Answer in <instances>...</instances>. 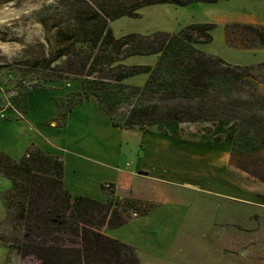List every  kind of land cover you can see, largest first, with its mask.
I'll return each mask as SVG.
<instances>
[{
  "label": "rangeland",
  "instance_id": "rangeland-1",
  "mask_svg": "<svg viewBox=\"0 0 264 264\" xmlns=\"http://www.w3.org/2000/svg\"><path fill=\"white\" fill-rule=\"evenodd\" d=\"M90 1L95 5L103 0ZM82 5V0H0V116L3 119L19 118L11 105L18 87L48 86L50 90L45 93L48 99L80 89L77 82L80 77L72 73L76 69L77 53L58 60L57 48L65 45L64 31L70 16ZM196 23L214 25L211 42L196 46L203 53L241 67L264 63L263 46L255 42L247 48L248 42L238 35L228 40L225 29L226 25L235 23L263 26L264 0L146 6L138 11L137 17L123 16L111 21L109 26L113 35L120 38L127 34H173ZM46 57L56 62L50 69L33 64ZM154 62V57L138 56L121 64L153 65ZM253 74L260 95L256 100L264 104V67ZM145 79V75H139L125 83L142 86ZM40 103L44 105V100ZM126 110L122 107L115 116L122 117ZM257 115V125L264 126V112ZM227 124L218 123L213 128L208 123L181 124L175 128L176 139L162 140L161 163L171 152L172 165L156 172L158 178L154 184L161 191H168V195L162 192L163 196L150 200L136 192L117 194L156 207L147 215L154 244L149 236L143 237L145 233L140 235L143 231L135 230L136 223L131 221L142 217H135L131 211L127 212L131 223L104 229L110 237L138 250L141 264H264V206L253 203L259 201L257 195H264V184L254 176L264 177V146L258 154L243 155L232 161L226 143L214 141ZM208 128L212 134L206 133ZM99 131L105 132V128L100 127ZM112 133V151L119 156L107 164L121 170L132 162L130 169H138L142 148L150 137L131 130ZM168 162L166 165L171 164ZM11 187L10 180L0 174V264H33L31 256L23 258L18 249L26 241L28 214L21 215L22 198L10 193ZM247 205L252 207L248 209ZM139 236L144 245L141 239L137 240Z\"/></svg>",
  "mask_w": 264,
  "mask_h": 264
},
{
  "label": "trees",
  "instance_id": "trees-1",
  "mask_svg": "<svg viewBox=\"0 0 264 264\" xmlns=\"http://www.w3.org/2000/svg\"><path fill=\"white\" fill-rule=\"evenodd\" d=\"M67 24L65 45L57 48L58 60L77 53L73 74L80 89L63 97H53L58 117L86 100H93L114 128L156 133L169 139V131L181 124L229 123L214 141L225 142L233 159L258 154L264 146V126L256 116L264 112L258 104L254 74L264 63L241 67L203 53L197 45L211 42L214 25L196 23L169 34H127L116 38L109 26L123 16L137 17L142 7L171 4L216 3L219 0H103L95 5L82 0ZM226 37L238 35L264 47V25H226ZM249 41H253L250 42ZM154 57L153 65L125 66L131 57ZM49 57L34 61L37 67L51 68ZM56 63V62H55ZM111 72L107 75L106 72ZM145 75L142 86L125 82ZM53 82V81H51ZM11 105L23 118L28 96L47 93L48 86L18 87ZM126 107L117 118L116 112ZM212 134V129H206ZM263 133V134H262ZM176 139V138H175ZM186 143V141L184 142ZM64 165L60 158L31 146L18 161L0 153V174L11 182L10 193L22 198L21 215L27 213V233L18 249L33 264H141L136 249L105 234L104 229L128 224L131 211L144 217L156 207L139 199L118 196L114 185H101L106 201L73 195L63 186ZM264 184V177L254 175ZM264 206V195H257Z\"/></svg>",
  "mask_w": 264,
  "mask_h": 264
},
{
  "label": "crops",
  "instance_id": "crops-1",
  "mask_svg": "<svg viewBox=\"0 0 264 264\" xmlns=\"http://www.w3.org/2000/svg\"><path fill=\"white\" fill-rule=\"evenodd\" d=\"M52 98L53 96L48 99L45 93L31 94L28 96L27 113L23 118L3 119L0 116L1 154L18 161L31 146H35L44 154L56 156L64 165V189L73 195L101 202L106 201V196L101 191V185L106 183L114 185L116 194L136 192L140 197L150 200L169 194L168 191H161L154 184L155 179L158 178L156 172L172 165L171 152L168 154L169 158L162 160L161 163V153L164 150L161 146V144L164 146L163 138L156 133L140 132L150 139L147 141L148 144L144 143V147L142 146V162L137 166L139 168L131 170L132 162H128L124 169H112L111 163L107 164V162L115 161L119 156V153L112 151L114 147V143H111L112 132L126 129L114 128L109 117L93 100H86L67 112L64 122L63 118L58 117L61 111L58 112L53 103H50ZM42 100L44 105L40 103ZM14 112L17 113L15 110ZM100 127L105 128V132L100 133ZM171 137H177L175 131H169L168 138ZM168 160L171 164L166 165L169 163ZM162 200L159 210L166 199ZM253 203L261 205L259 201ZM250 207L252 205L246 206L248 209ZM149 216L131 222L136 223L134 226L136 231H143L140 235L145 233L143 237L149 236V240L153 243V237L149 235L151 232ZM105 234L110 236L107 229ZM136 238L141 239L140 236ZM141 241L144 245L143 239Z\"/></svg>",
  "mask_w": 264,
  "mask_h": 264
},
{
  "label": "built area",
  "instance_id": "built-area-1",
  "mask_svg": "<svg viewBox=\"0 0 264 264\" xmlns=\"http://www.w3.org/2000/svg\"><path fill=\"white\" fill-rule=\"evenodd\" d=\"M19 118H20V115L18 114Z\"/></svg>",
  "mask_w": 264,
  "mask_h": 264
}]
</instances>
